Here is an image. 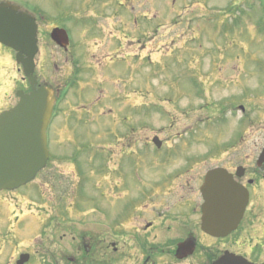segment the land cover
Wrapping results in <instances>:
<instances>
[{"label": "rangeland", "instance_id": "rangeland-1", "mask_svg": "<svg viewBox=\"0 0 264 264\" xmlns=\"http://www.w3.org/2000/svg\"><path fill=\"white\" fill-rule=\"evenodd\" d=\"M147 1L150 0H36L37 6L24 5L30 12H43L54 26L69 30L73 46L80 47L82 37L87 38L83 39L86 48L89 47L87 56L82 58L84 51L75 53L69 58V67L71 61L91 66L92 63L87 61L93 52H98V56L93 58L96 64L120 69L122 74L118 73L114 78L128 81L132 97L138 103L146 101L153 104L150 111L162 112L148 114L147 122L149 129L161 133L162 128H168L163 135L169 138L170 145L193 146L191 149H195L200 158H207L212 150H227L230 159L257 161L264 147V0H152L164 4L158 5V17L145 9ZM82 28L88 31L83 29L81 32ZM42 29L45 36L50 29L47 20L42 22ZM44 36L37 66L47 69L44 75L52 72L64 81L62 68L66 66L67 56H60L54 44ZM10 72V67L2 71L6 74L5 81ZM99 77V81H103V76ZM81 83L83 79L78 86ZM5 86L0 85V102L6 100ZM74 93L75 89L69 91L65 95L66 101L69 97L72 99L71 94ZM112 98H116L115 94ZM72 103L73 106L77 102ZM240 104L245 106V112L239 109ZM65 109L52 126V158L58 159L62 152L69 150L67 146L58 147L56 143L61 125L71 129L87 127L78 120L77 107L66 105ZM99 113L100 117L90 126L91 130L81 143L87 149L85 156L81 155L79 161L75 159L78 173L69 180L67 166L59 165L65 172L62 192L67 188V182L70 183L72 196L85 198L78 202V207L90 212L86 217L92 219L87 225H94L103 233L109 231V204L115 199L114 192L106 188L102 190L105 198L98 196L96 201L91 196L92 191L86 187L91 184L98 165L105 169L104 173L109 172L110 133L107 118L103 116L105 112ZM138 121L139 118H133L134 123ZM182 128H187L185 133ZM76 132L80 133L79 130ZM86 142L93 146L88 148ZM137 157L134 154L132 160ZM67 158L71 161V154ZM58 171L54 173L58 174ZM47 175L49 171L41 174L24 191L28 193L29 189L38 187ZM109 178L102 174L100 184L107 183ZM44 187L43 184L41 188ZM43 191L46 193L47 190ZM262 197L253 198L252 206L264 210V193ZM97 204L98 212H93ZM104 215L105 220L102 219ZM123 241H126L125 237ZM108 242L105 240L103 246L106 250L102 251L107 256L112 250ZM10 245L6 244L1 263L7 262L14 254ZM15 245L21 247L19 250L28 246L12 244L13 249ZM31 245L37 255L33 264H44L46 245ZM66 245L70 249L68 252L60 246L53 250L60 254L62 249L63 254L77 257L76 249ZM127 247L130 248L129 244ZM124 248L116 253L115 264H136L129 259L132 252L128 255ZM123 251L125 253L121 257ZM160 264L165 262L162 260Z\"/></svg>", "mask_w": 264, "mask_h": 264}, {"label": "flooded vegetation", "instance_id": "flooded-vegetation-1", "mask_svg": "<svg viewBox=\"0 0 264 264\" xmlns=\"http://www.w3.org/2000/svg\"><path fill=\"white\" fill-rule=\"evenodd\" d=\"M160 3L151 2L156 8ZM38 15L41 16L40 19L36 17L40 25L45 17L40 13ZM39 29L41 40V34L45 31L40 27ZM82 44L80 47H72L71 44L68 49L57 47L56 52L60 56L66 55L68 59L70 56L74 57L75 53L84 51V58L87 56V48L85 43ZM88 52L90 54V50ZM16 54L0 44V63L3 55L14 57ZM72 68L73 66H65L62 70L63 82L50 75L46 79L49 82L45 84L52 85L59 97L63 89H71L73 82L79 84L82 78L84 82L77 89L78 98L85 101L81 107L84 113L81 115L88 114L92 120L100 116V109L95 111L94 107L104 100L109 101L107 103L110 108L103 114L108 115L111 120L109 131L114 145L111 147L114 149L109 162L110 178L107 183L100 184L103 171L98 165L92 176V187L88 188L96 201L98 196L105 198L102 190L108 188L110 192H114L115 199L109 204V231L100 233L96 226L87 225L92 219L86 217L90 212L78 207V202L85 198H74L68 182L67 188L62 192V176L65 172L59 164L66 166V162L50 159L44 170L49 171V175L45 181L38 183V187L29 189L28 193L24 191V187L0 193V264H20L18 260L23 253L30 255L29 261L23 264H31L36 256L34 247L27 246L19 250V245L12 249V244H46L44 264H84L88 259L93 260L92 264H115L116 253L122 247H125L128 255L132 252L129 259L136 264H160L162 260L165 264H212L227 251L242 255L254 263H264V210L252 206L250 202L234 233L224 238H213L202 229L201 194L208 172L225 169L238 183L248 188L250 201L252 198H263L264 162L230 159L226 154L227 150L211 152L207 158H200L196 150L191 149L194 148L192 146L183 145L177 150L166 143L160 147L155 146L152 144L155 134H143L142 130L140 133L134 128L133 117L142 115L146 110L145 105L138 107L132 102L129 84H109V79H115L114 76L122 74L121 71L112 72L108 68L103 70V77L106 79L103 81V85H106L104 93V89L96 84L99 75L96 66L81 64L80 73L78 69L72 71ZM20 70L17 66V71ZM18 86L25 91L32 89L23 77L18 80ZM114 94L116 98H112ZM75 137L73 135V142ZM134 154L138 157L132 160ZM75 159L79 160L72 155L69 180L74 173H78ZM53 164L56 166L52 167ZM56 170H59L58 174L54 173ZM43 184L45 187L42 189ZM43 190H47L46 193ZM39 200L44 206L37 203ZM24 204L27 205L26 209ZM33 207L41 214L34 212L36 209ZM95 211L98 212V204L93 212ZM105 217L106 215L102 219L105 220ZM107 239V244H111L112 249L108 256L102 252L106 250L103 244ZM6 244H11L9 248L14 254L7 262L1 263ZM66 244L76 249L77 257L63 254L62 249L60 254L53 250L60 246L67 252ZM124 253L123 251L121 257Z\"/></svg>", "mask_w": 264, "mask_h": 264}, {"label": "water", "instance_id": "water-1", "mask_svg": "<svg viewBox=\"0 0 264 264\" xmlns=\"http://www.w3.org/2000/svg\"><path fill=\"white\" fill-rule=\"evenodd\" d=\"M52 38L62 46L68 43L63 30H54ZM0 42L20 52L18 61L35 84L32 77L38 51L35 21L19 13L17 7L1 4ZM20 97V103L14 109L0 116V191L14 190L32 181L48 159L46 131L52 116L53 93L41 87L28 95L20 93ZM202 191L205 198L204 229L217 237L230 233L237 226L248 203L246 189L237 186L222 171H213L208 175ZM214 264L252 263L226 254Z\"/></svg>", "mask_w": 264, "mask_h": 264}]
</instances>
